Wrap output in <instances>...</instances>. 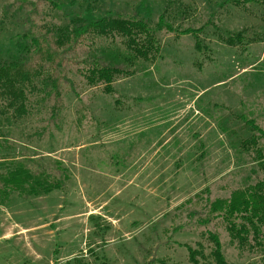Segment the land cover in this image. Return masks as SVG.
I'll list each match as a JSON object with an SVG mask.
<instances>
[{
	"label": "rangeland",
	"instance_id": "1",
	"mask_svg": "<svg viewBox=\"0 0 264 264\" xmlns=\"http://www.w3.org/2000/svg\"><path fill=\"white\" fill-rule=\"evenodd\" d=\"M231 1L0 0V64L45 31L73 62L57 73L59 101L48 64L20 96L0 87V264H193L190 250L217 264L211 235L226 264H264V226L243 241L208 215L215 200L264 181L242 147L258 134L238 118L264 130V0ZM105 17L144 21L157 58H138L119 34L73 47L76 26ZM161 18L176 33L159 29ZM95 61L129 72L113 93L88 83ZM258 147L264 156V139ZM17 169L31 182L8 196ZM37 182L62 186L29 195Z\"/></svg>",
	"mask_w": 264,
	"mask_h": 264
},
{
	"label": "trees",
	"instance_id": "2",
	"mask_svg": "<svg viewBox=\"0 0 264 264\" xmlns=\"http://www.w3.org/2000/svg\"><path fill=\"white\" fill-rule=\"evenodd\" d=\"M252 3V0H233L230 4L235 6H244L246 3ZM159 29H166L169 32L176 33L172 27L164 23L163 18L159 20ZM200 30H186L180 32L181 35H194L198 38ZM119 34L125 38L127 46L134 52L138 58L144 60H152L157 58L160 53V44L156 33L144 21L120 19L116 17H105L98 20L85 21L76 26L72 32L71 42L73 47L80 46L90 35H108ZM27 45H23L24 55L22 58L11 62L0 64V87L4 93L20 96L21 88L19 85H30L34 79L39 76L43 64H48L53 71L49 78V86L51 88L50 96L56 101L60 99V80L58 72L69 62L64 60L59 52L58 46L60 40L54 39L49 31L36 36L35 34H27L24 36ZM230 44L242 43L241 35H234L228 39ZM200 49V45H198ZM73 63V62H72ZM7 64V65H6ZM75 64V63H74ZM118 68L104 67L96 61L86 70V79L89 84L103 82L105 91L113 93L114 79L117 76L127 74ZM23 87V86H22ZM244 123L257 133V137L253 136L251 140L242 144L244 149L253 148L257 154L256 159L259 167L264 171V156L262 150L258 147V141L264 139V130L260 128L254 120H249L244 116L238 117ZM29 176L24 170L17 169L11 173L4 190L6 195L12 191H19V195L27 194L26 186L31 182ZM25 186V187H24ZM61 183L37 182L29 190V195L49 194L53 190L60 189ZM263 187V189H262ZM262 189V190H261ZM209 217L212 219L222 218L228 226V232L233 239L245 240L249 231L253 230L255 234L261 232L260 228L264 226V181L258 186L248 189L247 191H239L233 193L227 200H215L209 206ZM207 222V221H205ZM239 222V223H238ZM215 244V260L217 264H226L221 254V243L216 235H211ZM190 260L193 264H198L196 254L190 250Z\"/></svg>",
	"mask_w": 264,
	"mask_h": 264
}]
</instances>
